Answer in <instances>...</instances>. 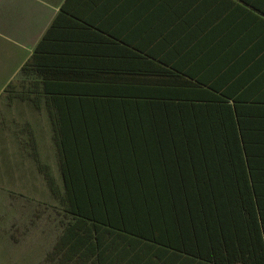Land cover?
<instances>
[{
    "label": "trees",
    "instance_id": "1",
    "mask_svg": "<svg viewBox=\"0 0 264 264\" xmlns=\"http://www.w3.org/2000/svg\"><path fill=\"white\" fill-rule=\"evenodd\" d=\"M244 3L264 10V4ZM108 9L105 0H66L0 97L12 104L32 92L37 105L42 95L56 123L51 150L62 178L46 181L59 232L44 264H264L263 104L169 100L168 80L152 78L167 70L154 69L150 60L157 57L153 44L170 42L168 18L141 20L139 33H114L106 29L112 23L98 17ZM175 10L176 4H161L165 15ZM120 44L128 45L127 53ZM125 60L129 65H121ZM137 60L147 63L137 68ZM136 91L150 97H118ZM142 109L156 139L189 140L191 156L219 161L193 160L187 175L162 180H122L120 189L115 180L76 177L73 142L83 132L75 124L111 120L112 110L123 123H142ZM31 154L39 167L35 145ZM32 181L38 191L40 180Z\"/></svg>",
    "mask_w": 264,
    "mask_h": 264
},
{
    "label": "crops",
    "instance_id": "2",
    "mask_svg": "<svg viewBox=\"0 0 264 264\" xmlns=\"http://www.w3.org/2000/svg\"><path fill=\"white\" fill-rule=\"evenodd\" d=\"M248 1L264 4V0ZM65 2L0 0V97L32 57ZM164 2L176 4V10L163 14ZM105 4L110 9L98 17L112 23L106 29L114 33H139L141 20L168 18L170 42L167 46L153 44L151 49L157 57L150 60L154 69L167 70V75L154 73L152 78L168 80L169 100L227 101L229 105L239 100L264 106V10L252 9L244 0H105ZM150 6L151 12L144 10ZM120 45L121 51L127 53L130 49L126 44ZM146 63L137 60L133 65L142 68ZM121 65H129V60ZM134 93L118 97H150L139 91ZM35 96L24 92L12 104L0 103V179L13 180L18 199L32 194L33 179L40 180V191L48 196L46 180L50 176L62 178L59 158L51 150L56 123L50 117L47 100L40 95L39 103L34 105ZM140 113L142 123L119 121L118 110H112L111 120L89 119L87 127L76 123L75 129L83 133L73 142L74 175L89 180H115L120 189L122 180H162L179 172L187 175V162L219 161L217 155L209 160L207 156H191L188 148L194 144L189 140L156 139L155 127L149 123L145 110ZM77 117L81 119V113ZM86 130L89 138H85ZM31 145L38 148L39 167L32 157ZM177 162L184 164L183 170Z\"/></svg>",
    "mask_w": 264,
    "mask_h": 264
},
{
    "label": "rangeland",
    "instance_id": "3",
    "mask_svg": "<svg viewBox=\"0 0 264 264\" xmlns=\"http://www.w3.org/2000/svg\"><path fill=\"white\" fill-rule=\"evenodd\" d=\"M12 181L0 180V218L4 214V222H0V264H44L59 232L60 217L53 209L55 203L49 193H41L40 184L38 191L34 189L25 198L16 199L18 190ZM12 224L18 232L11 228Z\"/></svg>",
    "mask_w": 264,
    "mask_h": 264
}]
</instances>
